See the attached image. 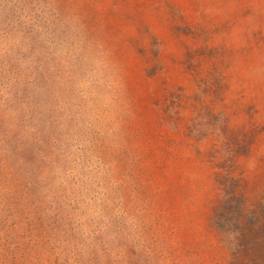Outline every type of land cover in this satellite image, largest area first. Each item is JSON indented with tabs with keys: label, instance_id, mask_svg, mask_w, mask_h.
I'll return each mask as SVG.
<instances>
[{
	"label": "rangeland",
	"instance_id": "374dc122",
	"mask_svg": "<svg viewBox=\"0 0 264 264\" xmlns=\"http://www.w3.org/2000/svg\"><path fill=\"white\" fill-rule=\"evenodd\" d=\"M226 176L263 228L264 0H0V264H232Z\"/></svg>",
	"mask_w": 264,
	"mask_h": 264
},
{
	"label": "trees",
	"instance_id": "16d2710c",
	"mask_svg": "<svg viewBox=\"0 0 264 264\" xmlns=\"http://www.w3.org/2000/svg\"><path fill=\"white\" fill-rule=\"evenodd\" d=\"M223 192L221 208L217 211L216 224L226 234L231 235L233 247L232 264H264V226L251 223L245 227L244 197L240 191V182L236 178L226 176L220 180ZM259 221L257 213L250 219Z\"/></svg>",
	"mask_w": 264,
	"mask_h": 264
}]
</instances>
